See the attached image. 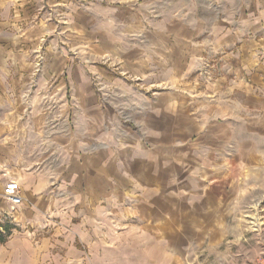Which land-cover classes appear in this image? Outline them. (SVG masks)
I'll use <instances>...</instances> for the list:
<instances>
[{"label":"crops","instance_id":"1","mask_svg":"<svg viewBox=\"0 0 264 264\" xmlns=\"http://www.w3.org/2000/svg\"><path fill=\"white\" fill-rule=\"evenodd\" d=\"M24 1L0 0L2 66L13 63L12 50L25 47L28 32L19 23ZM208 2L206 17L194 9L174 13L172 19L163 12L141 17L144 29L151 24L150 17L156 19L157 30L136 33L134 49L111 57L113 70H98L106 88L115 91V101L98 104L91 84L66 86L73 93H84L77 104L84 108L89 125L85 141L77 132L59 131L49 141L56 145L44 147L41 139L47 142L49 136L21 120L20 100L11 98L9 82L30 77L0 73V196L4 184L14 180L22 203L14 212L8 204L0 207V216L34 226L43 224L52 211L64 223L66 243L51 245L44 253L63 252V264L172 262L167 243L181 244L176 236L167 240L166 232L207 225L206 220L188 215L191 209L196 211V204H184L193 197L181 195L178 189L182 180L202 179L181 168L192 162L178 159L175 153L191 152V146L184 145L197 126L199 148L205 152L207 197L197 208L208 212V227L219 225L214 213L242 209L250 198L264 197V70L259 58L264 50V0ZM217 55L227 62L226 73L204 84L198 79L197 62ZM228 90L241 96L240 105H213L223 95L228 99ZM110 122L119 125V142L109 140ZM94 123L105 132L97 138ZM55 193L62 199H56ZM117 213L140 222L125 224L121 232L115 229ZM149 217L153 222L143 223ZM140 230L162 235L151 243L149 238L134 236ZM120 232L128 233V239L119 241ZM84 251L90 255L86 260ZM174 258L177 264L179 258Z\"/></svg>","mask_w":264,"mask_h":264},{"label":"rangeland","instance_id":"2","mask_svg":"<svg viewBox=\"0 0 264 264\" xmlns=\"http://www.w3.org/2000/svg\"><path fill=\"white\" fill-rule=\"evenodd\" d=\"M208 1L25 0L19 8L24 11L19 23L22 25L21 28L28 32H24L25 47L23 51L14 49L10 52L13 63L8 66L0 65V73L10 71L12 78L15 73L27 74L26 77H30L26 80L12 79L13 81L9 82L12 88V100L16 102L19 99V104L23 107L21 120L27 121L32 130L35 128L41 132V135L49 136L47 142H44V138L41 139L44 147L56 145V142L49 141L59 131L64 135L71 131L77 132L85 141L89 125L85 121L84 108L77 104L84 93L80 91L73 93L68 88L66 90V86L78 83L91 84L92 96L97 99L98 104L115 101V91L106 88L103 80L99 78L98 70L104 68L113 70L115 65L111 57L119 54L121 50L134 49L136 33L140 35L157 30L159 24L156 19L150 17L151 24L146 25L147 28L144 29L141 17L163 12L167 19H172L174 13H186L192 9L195 14L206 17L207 14L210 15L207 11L210 4ZM132 11L134 16L131 15ZM132 16L133 18L130 19ZM260 52L261 70H264V50L261 49ZM17 60L19 61L16 62ZM197 63H199L198 79L201 78L204 84L212 83L226 73L227 62L223 61L221 55H217L216 58L204 56ZM20 89L25 90L20 92ZM227 93H229L228 99L223 95L224 97L215 101L213 105L220 108L240 105L242 98L237 92L228 90ZM256 115L257 112L254 116ZM108 124L111 125L109 131L112 132L109 140L119 142L118 140L122 138L119 136V125L116 122ZM33 125L36 126L31 127ZM94 126L96 138L105 133L100 124L94 123ZM194 126L196 127L197 123ZM197 127L194 132H190L185 141L187 144L184 145L191 146V152L175 153L178 159L185 158L192 162V165L187 163L181 168L199 174L202 179L182 180L178 182V189L181 195L193 197L187 199L184 204H188V207L196 204V211L193 212L191 209L192 213L187 214L192 218L195 216L197 221L206 220L207 225L199 228L194 225L181 230V233L177 230L167 231V240L176 236L181 244L167 243L166 254L172 259L168 264H176L175 256L179 258L177 264H264V197L250 198L242 209L229 208L227 211L214 213L213 219L219 222V225L214 227H208V212L197 208L199 201L207 199L205 152L203 148H199L201 134ZM155 138L156 136L153 135L152 141L155 142ZM143 142L148 146L144 139ZM61 196L55 193L56 199L57 197L62 199ZM0 207L3 209L8 207L1 196ZM117 215L115 229L121 232L125 224L140 222H131L129 218L119 213ZM44 217L43 224L31 226L18 225L13 218L0 216V234L5 239L0 243V264H63L62 260L65 257L63 252L56 251L50 254L44 252L45 248H50L51 245L66 243L63 238L66 232L64 223L59 217L54 216L52 211ZM152 218L145 219L143 223L151 224ZM221 220L224 222L222 225ZM5 226L9 229L4 232L2 229ZM121 232L116 234L119 241L128 239L125 237L128 233ZM159 233L162 235V232L158 231L141 232L140 230L139 233L133 234L149 238V241L154 243ZM121 252L124 257L127 255V249ZM81 255L85 260L90 257L85 251Z\"/></svg>","mask_w":264,"mask_h":264},{"label":"built area","instance_id":"3","mask_svg":"<svg viewBox=\"0 0 264 264\" xmlns=\"http://www.w3.org/2000/svg\"><path fill=\"white\" fill-rule=\"evenodd\" d=\"M1 198L9 205L10 212H14L22 204L20 188L14 180H8L4 184Z\"/></svg>","mask_w":264,"mask_h":264},{"label":"trees","instance_id":"4","mask_svg":"<svg viewBox=\"0 0 264 264\" xmlns=\"http://www.w3.org/2000/svg\"><path fill=\"white\" fill-rule=\"evenodd\" d=\"M8 229H9V227L5 226V227H3L2 230L5 232V231H8ZM4 241H5L4 237L0 234V243H3Z\"/></svg>","mask_w":264,"mask_h":264}]
</instances>
